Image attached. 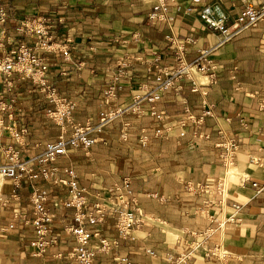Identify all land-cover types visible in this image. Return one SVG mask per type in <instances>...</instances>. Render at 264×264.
<instances>
[{
	"label": "crops",
	"instance_id": "1",
	"mask_svg": "<svg viewBox=\"0 0 264 264\" xmlns=\"http://www.w3.org/2000/svg\"><path fill=\"white\" fill-rule=\"evenodd\" d=\"M0 2L8 12L0 27V56L21 44L34 46L36 36L20 32L18 27L21 21L37 17L46 19L55 42L70 46L68 57L57 50L40 52L48 64L46 87L13 74L8 89L0 72V92L4 99L12 100L13 107L12 120L4 114L1 123L15 121L27 129L22 142H16L0 125V165L5 163L7 146L15 148L22 159H30L39 155L47 142L57 139L59 125L46 114L55 106L48 97L51 89L74 104L72 123H96L100 112L128 105L141 86L153 84L156 64L174 67L178 45L190 61L200 50L217 45L219 38L194 12H185L191 0H168L172 40L165 23L148 20L154 0ZM262 2L205 3L224 12L230 24L246 5ZM209 59L215 82L196 72L166 89L155 103L163 115L161 120L150 115L148 104H144L143 114L124 113L96 133L97 141L88 152L70 148L55 161L58 177L65 176L64 168H72L79 186L91 193L107 195V188L127 177L141 207L143 221L129 239L120 238L110 213L92 227L101 237L119 241L116 249L97 253L92 264H113L116 256H126L130 264H166L168 254L189 251L191 258L182 264H264V110L260 107L264 100V21L217 46ZM112 84L117 94L106 103L105 93ZM194 84L199 90H192ZM204 98L214 115L199 125L187 122L185 128L180 127L184 103L197 116L203 111ZM124 123L129 124L130 132L126 141L119 135ZM142 127L150 134L161 127L164 134L150 137L141 147L136 135ZM66 130L69 136L70 125ZM181 130L185 131L182 137L178 135ZM229 138L236 140L238 149L233 167L225 173L218 144ZM223 176L226 191L220 203L214 182ZM206 182L211 184L209 193L187 188V183ZM34 186L46 191L45 205L54 215L50 233L57 239L41 255H34L30 246L34 228L15 217L20 213L29 218ZM66 198L67 191L60 184L41 178L15 183L0 176V264H78L68 254L76 241L66 230L72 223V210L63 205ZM232 203L240 205L239 220H227L233 212ZM10 224L13 227L9 228ZM90 244L97 246L98 239L93 238ZM217 247L226 251L225 257L208 253Z\"/></svg>",
	"mask_w": 264,
	"mask_h": 264
},
{
	"label": "built area",
	"instance_id": "2",
	"mask_svg": "<svg viewBox=\"0 0 264 264\" xmlns=\"http://www.w3.org/2000/svg\"><path fill=\"white\" fill-rule=\"evenodd\" d=\"M207 0H191V5L185 7V12H194L206 25V27L217 32L219 38L217 45L202 49L197 56L188 61L185 58L183 47H177V60L174 67L159 66L156 67L155 82L151 85L141 86L132 96L131 102L123 107H118L112 111L100 112L96 123L86 122L84 124L72 123L71 114L74 104L58 97L55 91L50 90L48 97L54 103L53 108H48L46 114L55 121L60 128V132L55 141L47 142L44 150L37 156L30 159H22L19 152L12 146L4 148L5 163L0 165V176L10 178L15 183H19L22 179L34 181L43 179L60 184L67 191V198L63 201V205L67 209L72 210V223L66 227V230L74 237L76 245L68 253L78 264H92L97 253L109 252L119 246L116 239H107L101 237L99 231L93 230L92 227L104 221L106 215L110 213L115 218V228L122 240L129 239L132 231L137 228L143 221V213L138 205L137 197L130 187V181L127 177L121 182L115 183L107 188V195L99 192H89L79 186L77 174L72 168H64L62 171L64 177H58L56 173L59 171L55 165L58 157L66 155L70 148H82L88 152L90 147L97 141L95 134L103 130V128L117 119L124 113L143 114L145 112L143 106L148 104L150 115L157 120L163 118L162 113L155 109V103L161 98L162 93L169 88L176 87L177 82L184 77L192 76V73L206 74L212 82H215V72L209 59L212 51L219 45L230 41L238 36L242 31L249 27L256 26L259 22L264 21V0L258 6L246 5L239 14L234 18L232 23L228 24L227 15L220 11L216 6L205 3ZM205 3V4H204ZM204 4L202 7L195 9L194 5ZM8 12L3 3L0 2V27L7 21ZM148 20L152 23L163 22L169 29L168 39H173L172 22L173 17L169 14L168 0H154L151 10L148 13ZM18 30L21 32L29 31L36 36V43L30 47L21 44L16 48L2 51L0 56V72L3 75L7 88L11 87V77L18 74L21 78H30L33 82L46 87V73L48 64L40 56V52L60 51L64 57H68L70 46L66 42L57 43L52 39L49 32V26L46 24L44 17H37L32 20H23L20 22ZM155 62L159 61L158 56L154 58ZM193 91L199 90L197 84H194ZM203 95L206 93L201 91ZM117 94L116 85L112 84L108 87L106 95V103L115 98ZM12 101V100H11ZM4 99V95L0 92V125H2V117L6 114L12 120V103ZM203 111L200 115L190 113L186 103H184L185 117L179 123V126L185 128L187 122L199 125L205 117L213 116L212 105L208 104L205 98L202 101ZM260 107L264 110V100L260 102ZM70 125L71 133L66 136V127ZM6 128L16 142H22L27 132L25 126H17L15 121L2 125ZM129 124L124 123L120 129V138L123 141L128 139ZM164 130L161 127L154 129L150 134L144 127L137 132L138 143L141 147L148 144L150 137L163 136ZM180 137L185 135V131H179ZM197 134L194 133L193 136ZM221 149L220 159L225 173L233 167L235 156L238 149V143L235 139H224L220 142ZM253 186L257 183L253 182ZM187 188L193 192L209 193L211 191L210 182L206 183H187ZM214 191L220 196V203L224 198L226 191V177H220L214 182ZM46 191L36 186L32 187L30 201L32 209L29 218L25 214L17 213L15 217L31 225L34 228L35 238L30 242V246L35 249L34 255H41L48 246L56 243L57 239L51 235L50 228L53 222V213L46 208ZM233 209L232 214L227 220H239L236 217L240 210L237 203L230 204ZM13 227L12 224L8 226ZM3 229V228H2ZM93 238L98 239L97 246H92L90 241ZM147 253L155 256L152 250L147 249ZM192 251L180 253L176 256L168 254L166 256V264H182L188 261L192 256ZM209 254L226 256V251L220 247L208 250ZM113 264H130L126 256H116Z\"/></svg>",
	"mask_w": 264,
	"mask_h": 264
},
{
	"label": "rangeland",
	"instance_id": "3",
	"mask_svg": "<svg viewBox=\"0 0 264 264\" xmlns=\"http://www.w3.org/2000/svg\"><path fill=\"white\" fill-rule=\"evenodd\" d=\"M86 152V151H85Z\"/></svg>",
	"mask_w": 264,
	"mask_h": 264
}]
</instances>
